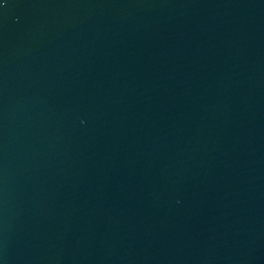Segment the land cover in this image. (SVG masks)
I'll use <instances>...</instances> for the list:
<instances>
[{
    "label": "water",
    "instance_id": "water-1",
    "mask_svg": "<svg viewBox=\"0 0 264 264\" xmlns=\"http://www.w3.org/2000/svg\"><path fill=\"white\" fill-rule=\"evenodd\" d=\"M0 264H264V0H0Z\"/></svg>",
    "mask_w": 264,
    "mask_h": 264
}]
</instances>
